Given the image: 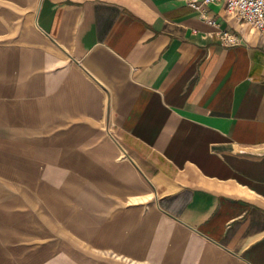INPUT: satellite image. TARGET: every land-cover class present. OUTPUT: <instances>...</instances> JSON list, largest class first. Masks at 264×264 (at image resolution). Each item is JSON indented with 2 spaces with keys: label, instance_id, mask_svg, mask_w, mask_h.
Here are the masks:
<instances>
[{
  "label": "crops",
  "instance_id": "0c3cea01",
  "mask_svg": "<svg viewBox=\"0 0 264 264\" xmlns=\"http://www.w3.org/2000/svg\"><path fill=\"white\" fill-rule=\"evenodd\" d=\"M62 263L264 264V38L223 2L0 0V264Z\"/></svg>",
  "mask_w": 264,
  "mask_h": 264
},
{
  "label": "built area",
  "instance_id": "2783aa9c",
  "mask_svg": "<svg viewBox=\"0 0 264 264\" xmlns=\"http://www.w3.org/2000/svg\"><path fill=\"white\" fill-rule=\"evenodd\" d=\"M189 7L205 13V7L214 3L223 2L227 12L238 17L264 38V0H185ZM209 24L218 27L215 20H208ZM222 42L225 46H237L241 40L235 35L220 32Z\"/></svg>",
  "mask_w": 264,
  "mask_h": 264
},
{
  "label": "rangeland",
  "instance_id": "374dc122",
  "mask_svg": "<svg viewBox=\"0 0 264 264\" xmlns=\"http://www.w3.org/2000/svg\"><path fill=\"white\" fill-rule=\"evenodd\" d=\"M62 264H67V263H62Z\"/></svg>",
  "mask_w": 264,
  "mask_h": 264
}]
</instances>
